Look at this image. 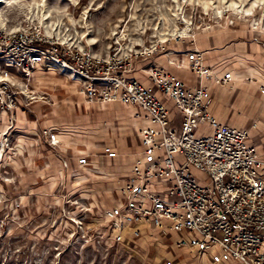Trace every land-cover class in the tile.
<instances>
[{
    "label": "rangeland",
    "instance_id": "1",
    "mask_svg": "<svg viewBox=\"0 0 264 264\" xmlns=\"http://www.w3.org/2000/svg\"><path fill=\"white\" fill-rule=\"evenodd\" d=\"M4 1L0 24L7 30L38 25L53 39L96 56L126 57L128 73L148 74L158 62L171 71L188 69L184 56L193 50L203 54L238 41H264V0ZM242 78L253 81L251 75ZM23 83L21 104L11 114L13 123L8 112L0 113V119L6 118L0 130V264H165L174 251L171 245L160 250L134 237L120 243L106 237L101 211L112 205L108 194L118 198L124 178L109 172L90 176L81 170L85 196L72 193L78 183L66 176L65 168V160L72 166L71 155L60 143L50 147L41 135L49 128L47 122L70 127L80 116L72 112L74 104H91L97 111L101 104L86 102L80 84L71 94L57 92L55 84L41 82L34 74ZM255 83L264 95L260 92L264 82ZM46 108L53 112L43 117ZM17 111L29 118L30 128L20 134L21 142L16 141ZM89 134H83L80 146L108 142V136ZM129 139L136 144L139 138ZM45 150L48 157L41 155ZM99 152H88L94 165ZM43 159L60 162L65 172L45 169Z\"/></svg>",
    "mask_w": 264,
    "mask_h": 264
},
{
    "label": "built area",
    "instance_id": "2",
    "mask_svg": "<svg viewBox=\"0 0 264 264\" xmlns=\"http://www.w3.org/2000/svg\"><path fill=\"white\" fill-rule=\"evenodd\" d=\"M184 61L200 82L231 80L230 73L219 77L204 66L197 50L185 54ZM48 67L77 79L86 102L136 105L153 125L138 130L142 150L127 183L120 186L116 202L101 211L112 243L138 237L141 226L165 231V218L169 227L190 233L174 245L197 257L206 255L209 264H264V177L259 172L264 153L246 143L245 130L211 115V95L202 83L189 87L163 68H149V79L181 115L175 125L151 87L127 78L126 57L96 56L53 39L35 24L7 30L1 23L0 113L10 114V124L21 104L23 82L37 68ZM260 92L264 94V87ZM200 124L205 128L195 134ZM41 135L50 147L58 146L56 129L43 128ZM103 151L106 157L116 156L109 146ZM77 163L85 166L88 157ZM164 263L173 264L171 259Z\"/></svg>",
    "mask_w": 264,
    "mask_h": 264
},
{
    "label": "crops",
    "instance_id": "3",
    "mask_svg": "<svg viewBox=\"0 0 264 264\" xmlns=\"http://www.w3.org/2000/svg\"><path fill=\"white\" fill-rule=\"evenodd\" d=\"M202 52L204 66L211 67L219 77L230 73L231 80L218 84L213 80L204 78L200 82L199 78L186 68L171 71L167 64L158 62L157 65L164 69L167 68L166 70L180 79L186 86L197 87L202 83L211 95L209 104L211 115L227 126L245 130L247 132L246 143L253 146L257 152L264 153V95L259 93L257 90L258 86L255 83V79L264 82V41H238L227 44L223 50L205 49ZM33 74L41 82L55 84L57 92L64 90L74 94L80 84L77 79L69 78L52 67L37 68ZM245 75H251L253 79L252 83L244 81L242 77ZM126 76L129 79H134L151 87L156 97L167 106L168 114L173 119V123L175 125L180 124L181 115L175 111L171 101L164 94L160 93L152 81L148 79V74L134 72L127 73ZM100 106L98 111L101 112H98L91 104H74L72 112L79 113L80 116H77L76 121L73 120L70 127H60L57 125L58 123L52 122H47L46 125V127L56 129L59 143L63 147L64 152L71 155L72 166L69 160H65L66 176L75 181V183H78L73 188L72 193L78 194L80 197L85 196V190L80 188L82 183L85 182V175L83 176L79 173L81 170L90 176L107 172L119 175L124 178L120 186L125 185L127 178L131 174L132 166L142 150L137 132L140 128L153 127L143 116L142 110L136 105L112 101L102 103ZM52 112V109L46 108L43 112V117H47ZM16 117V128L19 133L16 135V141L21 142L22 135L20 134L28 131L30 128L28 123L29 118L28 114L22 111H17ZM5 126L6 118L3 116L0 119V130H4ZM204 128L203 124L198 125L195 129V134H199ZM87 131L92 135L99 133L101 136H108V142L87 141L85 145L83 144V147L80 146L81 141H84L82 139L84 138L83 134ZM133 135L138 139L136 144L131 143V139H129ZM106 146H109L112 151L116 152L115 157L109 158L104 156L103 150ZM95 150H100L96 165L92 163L93 159L89 156L90 153H88ZM41 155L48 157L47 150L41 151ZM82 156L88 157V163L85 166H80L77 163L78 158ZM179 158V156H176V160ZM41 163L45 169L50 167L54 172H65L61 164H59L60 162L55 164L43 159ZM259 172L264 177V167ZM107 198H112V204L116 202V197L110 194H108ZM161 221L167 225L165 231L156 226L152 228L141 226V233L136 239L146 242L147 247H158L160 250L168 245L173 246L174 251L169 256L173 264H181V261H185L186 259L187 261L190 260L189 264H209V259L206 255L195 257L194 254L188 253L186 248L174 245L176 239L190 235L188 230L182 229L178 231L169 227L171 224L170 220L162 218ZM129 238L133 237L127 236L123 242L130 241ZM187 255L191 259H188Z\"/></svg>",
    "mask_w": 264,
    "mask_h": 264
},
{
    "label": "bare ground",
    "instance_id": "4",
    "mask_svg": "<svg viewBox=\"0 0 264 264\" xmlns=\"http://www.w3.org/2000/svg\"><path fill=\"white\" fill-rule=\"evenodd\" d=\"M5 2L4 0H0V3Z\"/></svg>",
    "mask_w": 264,
    "mask_h": 264
}]
</instances>
